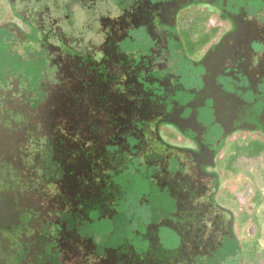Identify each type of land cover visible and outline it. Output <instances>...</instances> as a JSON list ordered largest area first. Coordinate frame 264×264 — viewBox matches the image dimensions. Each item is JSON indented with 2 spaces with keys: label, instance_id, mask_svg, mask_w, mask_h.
<instances>
[{
  "label": "rangeland",
  "instance_id": "obj_1",
  "mask_svg": "<svg viewBox=\"0 0 264 264\" xmlns=\"http://www.w3.org/2000/svg\"><path fill=\"white\" fill-rule=\"evenodd\" d=\"M260 204L264 0H0V264H264Z\"/></svg>",
  "mask_w": 264,
  "mask_h": 264
},
{
  "label": "trees",
  "instance_id": "obj_2",
  "mask_svg": "<svg viewBox=\"0 0 264 264\" xmlns=\"http://www.w3.org/2000/svg\"><path fill=\"white\" fill-rule=\"evenodd\" d=\"M236 176H237V175H236ZM260 205H261V204H260ZM260 205H257L254 209H257V211H258V210H261V207H264V206H262V205L260 206ZM261 216L264 217L263 215H261Z\"/></svg>",
  "mask_w": 264,
  "mask_h": 264
}]
</instances>
